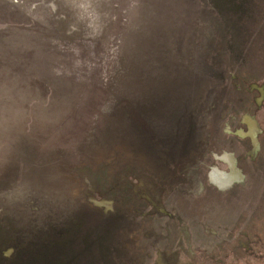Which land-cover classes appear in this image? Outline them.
<instances>
[{"label": "rangeland", "instance_id": "obj_1", "mask_svg": "<svg viewBox=\"0 0 264 264\" xmlns=\"http://www.w3.org/2000/svg\"><path fill=\"white\" fill-rule=\"evenodd\" d=\"M250 181L264 0H0V264H221Z\"/></svg>", "mask_w": 264, "mask_h": 264}, {"label": "flooded vegetation", "instance_id": "obj_2", "mask_svg": "<svg viewBox=\"0 0 264 264\" xmlns=\"http://www.w3.org/2000/svg\"><path fill=\"white\" fill-rule=\"evenodd\" d=\"M245 120L250 126V131L246 132L244 130H240L241 135L251 136L254 146H257L258 141L256 139V134L258 137L260 131L257 129L256 120L250 116H246ZM215 159L220 162H224L228 166V169L225 170L220 168L218 165H214L209 170V180L217 189L226 191L232 188L235 184L245 182L247 175L243 171L244 169H242L239 160H237V158L232 153L227 151L222 154H216ZM250 182L252 185L249 187V193L251 196H253L251 206H249V212H247L250 215V218L247 223L242 222V219V221L238 219V222L234 227L236 240L231 242L230 238H224V244L227 246V251L224 256L225 259L220 260L221 264L226 262V259L229 257V253H233V256L235 257L234 261H240L242 260L241 257L243 256V252L248 250L249 246H252V248L255 245L264 246V184L256 181ZM223 227L224 226L218 225L217 231L220 233L219 230L223 229ZM245 241L254 244L247 245ZM246 246L248 249L244 248ZM254 257H257L258 260L257 262H253V264L263 263L264 254H255ZM244 262L241 264H246Z\"/></svg>", "mask_w": 264, "mask_h": 264}]
</instances>
